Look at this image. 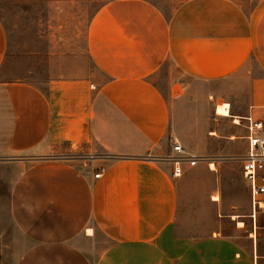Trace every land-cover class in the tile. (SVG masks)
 Instances as JSON below:
<instances>
[{
    "label": "crops",
    "instance_id": "1",
    "mask_svg": "<svg viewBox=\"0 0 264 264\" xmlns=\"http://www.w3.org/2000/svg\"><path fill=\"white\" fill-rule=\"evenodd\" d=\"M85 43L97 76L41 88L48 26L0 1V250L24 238L14 264H264V226L179 234L186 187L172 177L175 143L200 162L242 139L215 115L220 102L233 111L229 87L247 90L239 114L255 104L264 117V78L248 66L264 70V0H183L168 13L112 0ZM165 64L177 76L161 81Z\"/></svg>",
    "mask_w": 264,
    "mask_h": 264
},
{
    "label": "rangeland",
    "instance_id": "2",
    "mask_svg": "<svg viewBox=\"0 0 264 264\" xmlns=\"http://www.w3.org/2000/svg\"><path fill=\"white\" fill-rule=\"evenodd\" d=\"M5 1V0H0ZM25 3L34 8L46 22L51 37V57L43 70L33 78V82L41 88L45 84L57 78L76 80H90L97 76L98 72L89 60L86 51V31L93 15L106 3L112 0H13ZM168 13L183 0H147ZM254 75L264 78V70L251 59L249 65ZM177 72L171 65H166L160 70L158 80L164 81L168 77H176ZM193 86L199 89H207V85L193 82ZM228 93L236 94V104L233 111L227 109V105L217 104L215 115L225 118L229 126L236 127L239 131L233 135H243V128L234 126L233 117H242L240 108L247 101L244 89L228 88ZM248 106V105H247ZM246 106V110H247ZM245 152V141L234 138L231 141L230 150L224 158H210L200 161L191 168H185L181 177L185 182L183 195V209L181 223L177 226L179 234L205 235L217 228L225 234L233 235L230 228L234 223L241 221L248 229L252 226H264V209L256 216L255 221L250 217L249 188L242 176V156ZM203 159V158H202ZM226 161L228 164H220L217 161ZM208 164L213 165L218 171L214 175L209 173ZM212 167V166H211ZM211 191L216 193L210 194ZM211 195V196H210ZM209 196L217 198L212 205L207 202ZM210 198V201H211ZM234 217V218H233ZM236 219V220H233ZM223 220L226 227L221 226ZM29 243L20 239L19 249L0 250V264H14L17 257L24 251V246Z\"/></svg>",
    "mask_w": 264,
    "mask_h": 264
},
{
    "label": "built area",
    "instance_id": "3",
    "mask_svg": "<svg viewBox=\"0 0 264 264\" xmlns=\"http://www.w3.org/2000/svg\"><path fill=\"white\" fill-rule=\"evenodd\" d=\"M227 109L229 110L228 104ZM217 107V106H216ZM259 107L251 104L248 113L242 117H233L235 126L244 129L241 138L245 141V152L242 156V176L248 184L250 195V217L255 221L258 213L264 209V117L257 118L254 115L255 109ZM264 109V103L261 106ZM173 150L178 153L172 160V177H180L185 168H191L199 162L198 157L185 154L180 144L175 143ZM96 177L99 175L96 174Z\"/></svg>",
    "mask_w": 264,
    "mask_h": 264
},
{
    "label": "bare ground",
    "instance_id": "4",
    "mask_svg": "<svg viewBox=\"0 0 264 264\" xmlns=\"http://www.w3.org/2000/svg\"><path fill=\"white\" fill-rule=\"evenodd\" d=\"M211 133H212V132H211ZM211 166H212V167H211ZM210 169H211V170L214 169L213 165H211V164H210ZM213 200H217V198L213 197ZM233 218H234V217H233ZM237 226H238V227H241V226H243V223H242L241 221H238V222H237Z\"/></svg>",
    "mask_w": 264,
    "mask_h": 264
}]
</instances>
